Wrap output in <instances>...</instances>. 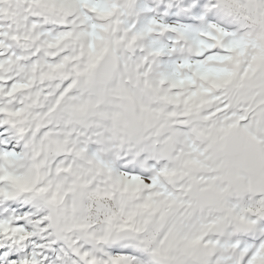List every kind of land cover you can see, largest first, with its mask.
Wrapping results in <instances>:
<instances>
[{"label":"snow or ice","instance_id":"snow-or-ice-1","mask_svg":"<svg viewBox=\"0 0 264 264\" xmlns=\"http://www.w3.org/2000/svg\"><path fill=\"white\" fill-rule=\"evenodd\" d=\"M0 264H264V0H0Z\"/></svg>","mask_w":264,"mask_h":264}]
</instances>
